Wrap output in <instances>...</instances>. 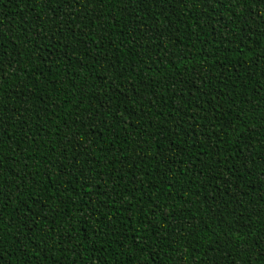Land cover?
I'll return each mask as SVG.
<instances>
[{
    "label": "trees",
    "instance_id": "trees-1",
    "mask_svg": "<svg viewBox=\"0 0 264 264\" xmlns=\"http://www.w3.org/2000/svg\"><path fill=\"white\" fill-rule=\"evenodd\" d=\"M0 264H264V0H0Z\"/></svg>",
    "mask_w": 264,
    "mask_h": 264
}]
</instances>
